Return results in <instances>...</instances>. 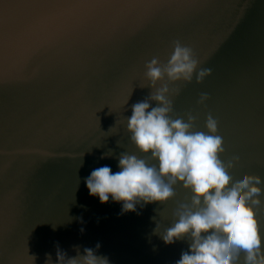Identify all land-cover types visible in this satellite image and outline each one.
Instances as JSON below:
<instances>
[{
  "label": "water",
  "instance_id": "1",
  "mask_svg": "<svg viewBox=\"0 0 264 264\" xmlns=\"http://www.w3.org/2000/svg\"><path fill=\"white\" fill-rule=\"evenodd\" d=\"M176 40L211 75L170 85L181 89L173 118L192 111L205 130L211 113L221 158H240L234 180L264 181V0H0V264H45L46 253L56 264L57 245L71 258L99 243L109 264H174L188 250L153 234L190 195L179 185L167 204L123 214L85 186L98 167L119 171L121 152L140 155L126 117L149 95L144 64L166 63ZM257 218L264 242V207Z\"/></svg>",
  "mask_w": 264,
  "mask_h": 264
},
{
  "label": "clouds",
  "instance_id": "2",
  "mask_svg": "<svg viewBox=\"0 0 264 264\" xmlns=\"http://www.w3.org/2000/svg\"><path fill=\"white\" fill-rule=\"evenodd\" d=\"M202 62L190 46L176 40L166 63L153 56L144 64L146 83L140 87H148L149 95L131 105V116L126 117L129 143L140 155L121 152L119 171L98 167L85 178V186L89 196L97 197L101 204L110 198L120 203L123 214L135 212L138 204H167L176 198L179 185L190 195L177 202L168 227L160 231L156 222L153 229L165 245L188 242V250L174 264H264L257 218L264 207L260 187L264 181L255 174L234 180L230 172L240 158H221L224 139L218 134V119L211 113L205 117V130L196 129L198 116L192 111L172 115L174 97L181 89L170 85L191 83L194 76L196 83L203 82L211 69L200 68ZM208 99V93H201L197 104ZM111 156L109 150L101 158ZM100 246L86 247L82 253L74 246L76 255L66 258L57 245L56 264H109L106 256L96 254ZM45 256V264H53L51 254Z\"/></svg>",
  "mask_w": 264,
  "mask_h": 264
}]
</instances>
